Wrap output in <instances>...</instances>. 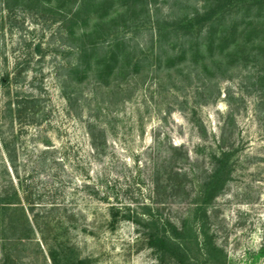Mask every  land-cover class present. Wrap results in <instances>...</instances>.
Listing matches in <instances>:
<instances>
[{"label": "rangeland", "instance_id": "374dc122", "mask_svg": "<svg viewBox=\"0 0 264 264\" xmlns=\"http://www.w3.org/2000/svg\"><path fill=\"white\" fill-rule=\"evenodd\" d=\"M21 3L0 2V264H155L141 233L150 216L196 233L204 222L226 264H264L263 61L239 54L225 69L212 63L218 48L179 58L173 35L162 52L158 22L202 0H148V16L138 9L98 37L107 50L124 37L145 56L140 69L78 80L67 75L78 50L66 10ZM236 8L227 4L226 18H239ZM96 18L90 11L75 33ZM248 47L264 49V33ZM221 147L234 149L231 175L202 204Z\"/></svg>", "mask_w": 264, "mask_h": 264}, {"label": "trees", "instance_id": "16d2710c", "mask_svg": "<svg viewBox=\"0 0 264 264\" xmlns=\"http://www.w3.org/2000/svg\"><path fill=\"white\" fill-rule=\"evenodd\" d=\"M52 1H56L54 7L60 9V13L63 14L66 10L64 23H67L69 30L67 35L73 40L72 46L78 50L75 63L68 67V77L77 74L80 80L91 71L97 81L108 82L111 75L123 76L128 73L129 67L138 71L143 65L145 56H139L134 45L132 50L129 49V43L124 37L116 36L108 50L103 48L98 37L108 32L111 27L115 28L120 22H125L128 17L135 16L138 9L146 12L148 16V0H22L21 4L28 7L35 4L43 6ZM234 1L239 18H226L224 7ZM0 2L10 10L19 0ZM90 11H96L97 17L92 28L75 33L73 26L78 24L80 19L86 25L85 18ZM240 23L243 24L240 26ZM156 28L157 43L162 52L166 53V40L173 35L175 41L172 47L180 44L179 58L189 54L190 58L196 61L199 56L212 55L214 49L218 48L222 54L221 59L213 60L212 63L224 65L225 69L239 54L264 63V49L257 47L258 50L252 51L250 46L248 47L264 33V0H202L201 10L195 9L192 15H185L174 21H163L161 24L158 22ZM238 35L242 38L240 42L236 40ZM156 57L160 62L161 54L158 53ZM162 60L169 64L173 57L166 56ZM208 66L205 62L204 67L207 69ZM1 80L3 81V78ZM256 82L264 92V66L261 67V73L257 75L254 83ZM10 111L15 114L19 107L10 108ZM233 154V148L222 147L218 151L210 152L213 167L201 185L202 204L211 203L230 178ZM111 215L116 219L114 212ZM133 220L139 222L138 219ZM144 224L146 227L141 233L147 244L156 252L155 264H162L166 260H172L174 264H226V253L215 242L213 234L204 222L198 233L186 222L178 226L169 220L159 221L153 216L148 217Z\"/></svg>", "mask_w": 264, "mask_h": 264}]
</instances>
